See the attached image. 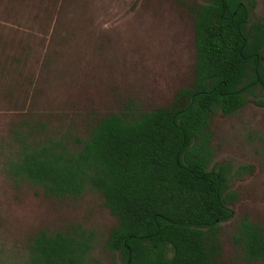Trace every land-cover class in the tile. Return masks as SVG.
<instances>
[{
    "label": "trees",
    "instance_id": "trees-1",
    "mask_svg": "<svg viewBox=\"0 0 264 264\" xmlns=\"http://www.w3.org/2000/svg\"><path fill=\"white\" fill-rule=\"evenodd\" d=\"M256 2L190 5L191 84L167 105L100 118L86 138H75V146L30 120L42 116L30 114L38 78L26 57L0 51L6 54L0 62V107L8 105V96L21 107V120L0 143L1 171L15 186L28 183L46 196L101 193L117 219L103 246L119 253L123 264H218L219 222L232 216L228 204L234 195L230 164L213 162L209 125L213 115L243 107L256 88L264 91V20H249ZM94 238L80 226L40 230L17 264H85ZM233 242L246 261H264V227L258 222L243 217Z\"/></svg>",
    "mask_w": 264,
    "mask_h": 264
},
{
    "label": "rangeland",
    "instance_id": "rangeland-1",
    "mask_svg": "<svg viewBox=\"0 0 264 264\" xmlns=\"http://www.w3.org/2000/svg\"><path fill=\"white\" fill-rule=\"evenodd\" d=\"M196 2L203 0H0V51L26 57L38 78L32 82L39 93L30 98V114L42 116L30 120L42 122L46 133L66 135L75 146V138H86L110 113L138 114L169 104L192 81L189 6ZM249 20H264V0H257ZM5 56L0 54V62ZM7 99L0 107V143L21 120L18 101ZM209 131L213 162L231 166L234 195L228 204L232 216L219 222L218 264H264L246 261L233 242L245 216L264 227V91L256 88L232 114L213 115ZM116 223L96 190L46 196L28 183L15 186L0 169V264L21 262L38 231L70 226L94 232L85 264H123L119 253L103 246Z\"/></svg>",
    "mask_w": 264,
    "mask_h": 264
}]
</instances>
